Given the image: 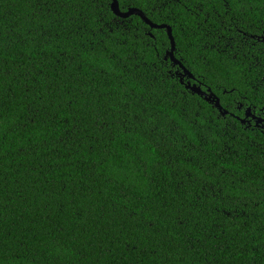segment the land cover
I'll list each match as a JSON object with an SVG mask.
<instances>
[{"label": "trees", "instance_id": "16d2710c", "mask_svg": "<svg viewBox=\"0 0 264 264\" xmlns=\"http://www.w3.org/2000/svg\"><path fill=\"white\" fill-rule=\"evenodd\" d=\"M118 2L229 114L113 0H0V264H264V0Z\"/></svg>", "mask_w": 264, "mask_h": 264}, {"label": "water", "instance_id": "95a60500", "mask_svg": "<svg viewBox=\"0 0 264 264\" xmlns=\"http://www.w3.org/2000/svg\"><path fill=\"white\" fill-rule=\"evenodd\" d=\"M112 8L113 11L115 12V14L121 16V17H128L130 15L136 14L139 15L140 17H142V19L148 23L152 28H161V29H166L168 32V35L170 37L171 40V49L167 52V57H170V59L173 61V63L175 65H179L180 68L182 69V71H180V75L182 78V82H184V78L188 77L190 80L188 81V83L186 84L187 88L190 89L193 93H196L198 95H201L203 97H205V99L211 103H213L221 112L222 115L226 116L227 114H229L228 110H225L223 105L221 104V100L220 98L214 94L210 89L208 91H205L201 84L195 82L192 83L191 80L195 79L194 75L191 73V71L186 68L184 66V64L176 58L175 56V50H176V41H175V37L173 35V29L171 26L167 25V24H157L154 23L153 21H151L146 15L145 13L137 8H131L128 11H122L120 9L119 6V2L118 0H113L112 3ZM253 116L254 118H256L257 116L254 115L252 113V110L250 108H248V110L246 111V117L241 119V122L243 124L247 123L249 120V117ZM263 118H258L257 124H259L260 121H263Z\"/></svg>", "mask_w": 264, "mask_h": 264}, {"label": "flooded vegetation", "instance_id": "af4514ba", "mask_svg": "<svg viewBox=\"0 0 264 264\" xmlns=\"http://www.w3.org/2000/svg\"><path fill=\"white\" fill-rule=\"evenodd\" d=\"M251 37L255 39V42L253 43L254 45H257L258 42L264 43V36H261L258 33L252 34ZM261 111L263 112L258 113L255 110H252L253 114L256 115L257 117L254 118L253 116H250L248 119L249 120L248 123H250L251 127L254 126L264 131V120L260 121L259 124H257L259 117L264 119V110L261 109Z\"/></svg>", "mask_w": 264, "mask_h": 264}]
</instances>
